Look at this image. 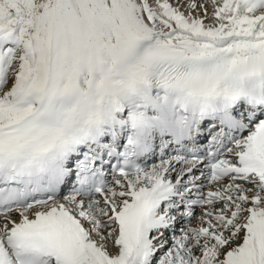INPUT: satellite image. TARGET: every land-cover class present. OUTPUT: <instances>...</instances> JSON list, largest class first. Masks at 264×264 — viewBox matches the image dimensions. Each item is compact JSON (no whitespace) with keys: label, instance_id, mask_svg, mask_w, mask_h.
Returning <instances> with one entry per match:
<instances>
[{"label":"snow or ice","instance_id":"obj_1","mask_svg":"<svg viewBox=\"0 0 264 264\" xmlns=\"http://www.w3.org/2000/svg\"><path fill=\"white\" fill-rule=\"evenodd\" d=\"M0 264H264V0H0Z\"/></svg>","mask_w":264,"mask_h":264}]
</instances>
